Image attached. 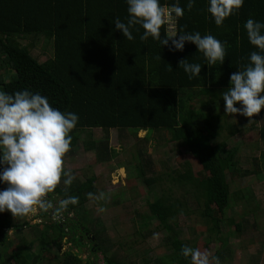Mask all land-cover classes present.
<instances>
[{
    "label": "trees",
    "instance_id": "1",
    "mask_svg": "<svg viewBox=\"0 0 264 264\" xmlns=\"http://www.w3.org/2000/svg\"><path fill=\"white\" fill-rule=\"evenodd\" d=\"M175 2L177 0H160L165 6ZM186 3L187 0H179L185 10L184 15L177 18L176 34L181 30L199 31L201 35L212 34L218 40L226 41L229 47H226L222 65L218 63L210 68L191 42L185 43L183 51H177L172 49L171 40L168 46L152 38L142 41L143 29L139 25L132 29L134 38L127 40L113 23L116 17L126 20V0H0V72L7 70L10 73L8 80L0 74V89L8 93L22 89L39 92L48 98L50 106L78 115L66 157L74 155L83 144L86 151L97 154L100 162L115 159L117 151L109 145V133L113 129L130 131L134 135L146 131V138L154 132L167 133L169 140L177 142L184 152L197 159L205 172V176L198 177L190 164H186L184 172L174 171L175 176L168 175L180 189L192 190L190 193L199 204L198 212L208 225L205 242L208 245L217 243L219 248L214 257H220L230 237L236 235L235 231L243 232V224L228 217V210L235 204L233 200L239 199L236 193H231L228 177L236 173L241 175L236 155L238 149L229 148L228 140L241 135L245 129L237 122L218 121L217 126L213 123L224 118L221 94L230 86V75L242 69L249 62L250 52L255 50L247 39L243 24L248 18L264 22V0H244L239 12L227 18L222 26H217L207 12V0H195L191 10H187ZM160 35L163 39L175 34L169 35L163 24ZM20 38L52 43L53 56L40 62L32 54L33 41L22 46ZM185 59L201 64L200 76L188 79L179 67ZM94 129L105 131L104 141L97 142L92 138L83 141L84 134ZM260 135L264 139V128ZM136 157L139 163L127 168L129 178L136 173L148 186L160 180L161 175L155 172L150 157L144 152H139ZM94 178L84 185L57 186L55 193L79 197L76 205L68 206V212L77 214L85 205L82 191L97 194ZM148 207L150 214L169 233L166 242L172 248L168 255L155 258L151 264H188L180 254L181 246L196 245L182 239L173 226L184 213L186 203L164 192ZM4 214V217L0 214V250L7 243V230L22 228L10 219V212ZM46 216L44 211L43 217ZM71 223V232L79 230L78 223L72 220ZM231 226H235V231ZM50 228V236L41 233L36 237L41 242L38 252H32L27 240L23 239L24 247L4 253L0 264L51 262L44 256L50 243L57 248L52 264H98L102 261L98 253V262L84 261L72 251L61 254L66 227L54 223ZM84 228L88 233L93 232L97 251L109 264H121L115 256H107L109 249L99 231ZM70 234L75 245L84 244L76 234Z\"/></svg>",
    "mask_w": 264,
    "mask_h": 264
},
{
    "label": "rangeland",
    "instance_id": "2",
    "mask_svg": "<svg viewBox=\"0 0 264 264\" xmlns=\"http://www.w3.org/2000/svg\"><path fill=\"white\" fill-rule=\"evenodd\" d=\"M19 40L22 46H28L33 41L32 54L40 62H45L53 56V46L50 42L47 43L42 39L34 41L31 38ZM0 74L9 79L10 73L7 70H3ZM221 115L224 117L223 120H214L213 125L217 126L218 121L237 122L245 129L241 135L228 140L229 148L237 147L238 149L236 155L241 171V175L236 173L228 177L231 193H236L239 198L233 200L235 204L228 210V217L235 219L236 223H242L243 232H237L235 226H231V230H234L236 235L230 237L228 246L221 250L218 258L221 264H264V139L260 135V131L264 128V109L252 118L255 122L251 124H248L249 118L239 113L226 115L223 111ZM225 131L223 134H226ZM109 136V145L117 151L115 159H105L100 162L97 160V154L94 151H86L83 144L78 146L74 155L65 158V167L75 176L72 184L84 185L95 177L94 189L97 190V194L103 192L105 199L91 200L87 196L90 191L87 190L81 193L85 205L77 214L68 212L66 209L54 215L53 208L45 211L47 216L43 217L44 210L37 208L34 213L23 218L19 216L15 218L12 215L10 219L14 224L22 225V228L7 230L8 240L0 250V259L6 252L11 253L22 249L23 239L27 240L32 252H38L41 242L36 237H40L41 233L50 236V225L56 222L62 223L60 218L63 217L67 218L65 230L68 229L69 232L65 231L67 237L62 240L61 254L72 251L84 261L96 260L97 251H92V248L96 247H94L95 241L92 240L93 232H91L96 230L100 232L101 239L105 241L109 249L108 257L115 256L121 264H151L155 258L168 255L172 251L171 246L166 242L169 233L162 228L156 217L150 214L148 207L150 202L164 192L186 203V207L183 208L184 213L173 225L180 237L191 245H196L195 247H199L201 251L206 250L210 259L214 257L219 247L217 243L208 245L205 242L209 234L208 225L198 212L199 204L194 194L190 193L192 190L186 192L180 189L168 175L175 176L174 171L184 172L185 165L190 164L193 173L203 177L205 172L199 161L184 152L177 142L170 141L167 133L154 132L146 138L148 136L146 131H140L134 135L130 131L120 132L113 129ZM105 137V131L94 129L84 134L83 141L89 138L97 142L104 141ZM139 152H144L150 157L155 172L161 175L160 180L151 186L146 185L136 176V173L129 178L127 168L131 164L139 163V158L136 157ZM2 167L3 165H0V170ZM153 176L155 175L148 177ZM60 185L62 188H67L62 182ZM5 187L6 185L0 183V190ZM63 198L55 192L46 197L53 202L54 206L59 199ZM99 207H103L105 211H98ZM0 214L2 217L5 215ZM70 219L77 222L78 226L80 224L91 230L89 233L91 236L84 239L82 246L75 245L71 241ZM224 230L227 231L223 228ZM76 237L79 238L78 234ZM45 250L44 256L52 262L57 254V248L50 243ZM98 254L101 256L100 253ZM51 262L45 261L41 264H52Z\"/></svg>",
    "mask_w": 264,
    "mask_h": 264
},
{
    "label": "clouds",
    "instance_id": "3",
    "mask_svg": "<svg viewBox=\"0 0 264 264\" xmlns=\"http://www.w3.org/2000/svg\"><path fill=\"white\" fill-rule=\"evenodd\" d=\"M126 3V20L116 17L113 23L127 40L134 38L132 29L139 25L143 29L142 41L152 38L168 46L171 40L172 49L177 51H183L185 43L191 42L210 68L224 63L229 45L212 34L181 30L172 38H161L165 7L170 8L175 18L184 15L179 0L170 6L161 5L160 0H126ZM243 3L244 0H207V12L217 26H222L227 18L239 12ZM194 4L195 0H187L185 7L191 10ZM243 28L255 50L250 52L249 62L230 75V86L221 98L226 115L239 113L249 118L251 124L255 122L252 118L264 109V22L248 18ZM179 67L190 80L200 76L202 69L201 64L190 63L188 59L182 60ZM77 122L76 113L50 106L48 98L39 92L22 89L8 93L0 89V165H3L0 183L6 185L0 190V213L7 211L15 218H23L37 208L44 211L54 208L55 215L78 203L79 197L74 195H65L55 206L46 199L61 182L64 186L73 183L75 176L65 167V158ZM87 196L96 201L105 199L103 192H89ZM98 211L105 209L99 207ZM180 254L188 264H221L218 257L210 259L208 252L199 247L182 245Z\"/></svg>",
    "mask_w": 264,
    "mask_h": 264
},
{
    "label": "flooded vegetation",
    "instance_id": "4",
    "mask_svg": "<svg viewBox=\"0 0 264 264\" xmlns=\"http://www.w3.org/2000/svg\"><path fill=\"white\" fill-rule=\"evenodd\" d=\"M60 221H62V223H61V225L62 226H67V218H63V217H61L60 218ZM72 221H74V220H72ZM57 223V222H56ZM77 223V222H76ZM67 233L69 232V230L68 229H66L65 230ZM72 234H78V236H79V238H80V240H82V241H84V239H88L89 238V233L88 232H86L85 231V228L84 227H82L80 224H79V230L77 229V230H73L72 232H71ZM91 236V235H90ZM67 237V236H66ZM92 241V240H91ZM84 243V242H83ZM94 245L96 246V244L94 243ZM97 246H96V248H92V251L93 252H96L97 251ZM97 253H99L98 251H97ZM101 264H109L105 259H104V261L102 262L101 261Z\"/></svg>",
    "mask_w": 264,
    "mask_h": 264
},
{
    "label": "built area",
    "instance_id": "5",
    "mask_svg": "<svg viewBox=\"0 0 264 264\" xmlns=\"http://www.w3.org/2000/svg\"><path fill=\"white\" fill-rule=\"evenodd\" d=\"M164 24L166 25V29L169 35L176 34L177 31V18L174 17L170 12L169 7H165V20Z\"/></svg>",
    "mask_w": 264,
    "mask_h": 264
},
{
    "label": "water",
    "instance_id": "6",
    "mask_svg": "<svg viewBox=\"0 0 264 264\" xmlns=\"http://www.w3.org/2000/svg\"><path fill=\"white\" fill-rule=\"evenodd\" d=\"M92 240L95 241V237H92ZM96 246H97V245H96ZM96 246H94V247H96ZM93 249H94V248H93ZM100 258H101V260H102V262H103V261H104V257L101 255Z\"/></svg>",
    "mask_w": 264,
    "mask_h": 264
}]
</instances>
